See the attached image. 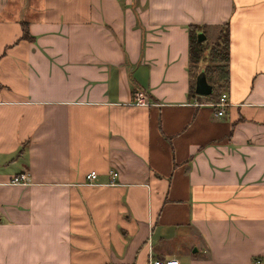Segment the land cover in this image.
<instances>
[{
	"label": "crops",
	"instance_id": "0c3cea01",
	"mask_svg": "<svg viewBox=\"0 0 264 264\" xmlns=\"http://www.w3.org/2000/svg\"><path fill=\"white\" fill-rule=\"evenodd\" d=\"M0 217V264H264V0H0Z\"/></svg>",
	"mask_w": 264,
	"mask_h": 264
},
{
	"label": "trees",
	"instance_id": "16d2710c",
	"mask_svg": "<svg viewBox=\"0 0 264 264\" xmlns=\"http://www.w3.org/2000/svg\"><path fill=\"white\" fill-rule=\"evenodd\" d=\"M204 26L191 24L189 26V60L191 72V90L195 93L196 76L204 71L209 83L213 85L211 99H216L224 87L228 79V61L230 58V26L228 22L220 26L216 40L212 44H207L205 41H198V33L204 32ZM25 36L26 28H24ZM206 34V33H205ZM206 62V66H200L199 62ZM211 63H209V62ZM196 63V70L193 67Z\"/></svg>",
	"mask_w": 264,
	"mask_h": 264
},
{
	"label": "built area",
	"instance_id": "2783aa9c",
	"mask_svg": "<svg viewBox=\"0 0 264 264\" xmlns=\"http://www.w3.org/2000/svg\"><path fill=\"white\" fill-rule=\"evenodd\" d=\"M134 102L138 103V104H149L150 103V101H148V98L146 97L145 93L140 91V90H137L135 92ZM228 104H229L228 94L225 92H223L220 95L219 99L213 103V105L218 108L217 109L218 115L224 114L225 108ZM110 173H111L112 181H114L116 176L118 175V172L116 170H111ZM96 176H97L96 171H90L89 173H87L86 178L88 181H92L93 179L96 178ZM29 181H30V176L26 172L16 174L11 178V183H14V184H26ZM0 220H1V217H0ZM149 264H178V260L177 259L152 258L149 261ZM254 264H263V263L260 260H256L254 262Z\"/></svg>",
	"mask_w": 264,
	"mask_h": 264
},
{
	"label": "water",
	"instance_id": "95a60500",
	"mask_svg": "<svg viewBox=\"0 0 264 264\" xmlns=\"http://www.w3.org/2000/svg\"><path fill=\"white\" fill-rule=\"evenodd\" d=\"M197 37L198 41H204L206 39V34L201 31L198 33ZM195 91L198 94H210L213 92V85L208 82L204 71H201L196 77Z\"/></svg>",
	"mask_w": 264,
	"mask_h": 264
},
{
	"label": "rangeland",
	"instance_id": "374dc122",
	"mask_svg": "<svg viewBox=\"0 0 264 264\" xmlns=\"http://www.w3.org/2000/svg\"><path fill=\"white\" fill-rule=\"evenodd\" d=\"M210 37H211V36H210ZM210 41H211L210 38H206V42H207V43L210 42ZM208 62H209V61H208ZM209 63H211V62H209ZM195 64H196V63H193V67H194V69L196 70V65H195ZM198 65H199V67H200V66H203V67H204V66H206V62L200 61ZM196 71H197V70H196Z\"/></svg>",
	"mask_w": 264,
	"mask_h": 264
}]
</instances>
